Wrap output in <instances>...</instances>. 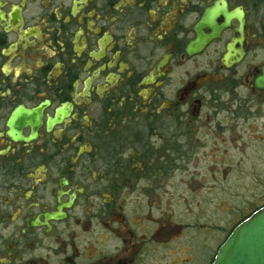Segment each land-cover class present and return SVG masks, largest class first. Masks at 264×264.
Masks as SVG:
<instances>
[{"label":"flooded vegetation","instance_id":"1","mask_svg":"<svg viewBox=\"0 0 264 264\" xmlns=\"http://www.w3.org/2000/svg\"><path fill=\"white\" fill-rule=\"evenodd\" d=\"M256 158L264 0H0V264H182Z\"/></svg>","mask_w":264,"mask_h":264},{"label":"rangeland","instance_id":"2","mask_svg":"<svg viewBox=\"0 0 264 264\" xmlns=\"http://www.w3.org/2000/svg\"><path fill=\"white\" fill-rule=\"evenodd\" d=\"M230 165H225V168ZM254 177L247 178L246 181L238 180L237 171L229 169L225 171L224 181L218 188L207 187V193L213 190L212 197H205L206 201L196 203L203 204L202 211L205 213L206 233L201 236L205 238L206 244L198 238L192 244V249L186 255H183L182 264H205L202 261V253H207V264H210L218 250L220 244L227 238L231 231L241 223L252 210L264 203V186L260 184L259 179L264 176V164L256 158L254 162ZM247 171V170H246ZM211 198V200H210ZM184 204L176 203L175 218L176 223L185 218ZM193 203L191 210L196 212ZM187 210V209H186ZM192 221V218H191ZM204 223V220H202ZM198 230L196 233H199ZM193 234V235H196ZM192 234V232H191ZM194 237V236H193ZM181 241L178 240L177 243ZM205 247L206 249H204ZM180 251L177 250V254ZM188 258V259H187ZM177 264H180L177 261Z\"/></svg>","mask_w":264,"mask_h":264},{"label":"water","instance_id":"3","mask_svg":"<svg viewBox=\"0 0 264 264\" xmlns=\"http://www.w3.org/2000/svg\"><path fill=\"white\" fill-rule=\"evenodd\" d=\"M212 264H264V208L234 229Z\"/></svg>","mask_w":264,"mask_h":264}]
</instances>
